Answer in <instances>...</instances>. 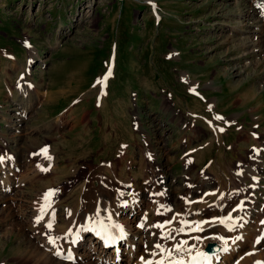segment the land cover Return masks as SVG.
Segmentation results:
<instances>
[{
  "label": "rangeland",
  "instance_id": "374dc122",
  "mask_svg": "<svg viewBox=\"0 0 264 264\" xmlns=\"http://www.w3.org/2000/svg\"><path fill=\"white\" fill-rule=\"evenodd\" d=\"M249 5L0 0V159L21 164L20 187H0V264H58L44 244L93 213L127 218L135 198L134 230L155 231L156 249L192 244L231 212L264 236V39L241 31ZM12 100L31 104L17 130ZM88 236L73 264H110L113 242L105 254ZM146 240H123L122 264H146Z\"/></svg>",
  "mask_w": 264,
  "mask_h": 264
},
{
  "label": "bare ground",
  "instance_id": "6f19581e",
  "mask_svg": "<svg viewBox=\"0 0 264 264\" xmlns=\"http://www.w3.org/2000/svg\"><path fill=\"white\" fill-rule=\"evenodd\" d=\"M249 1H250V5H249V8L246 10L247 11L246 17L250 18V21H249V23H244L245 27L242 28L241 31H243L245 33V35L246 34L252 35L253 33L258 32L259 36H261V38L264 39V0H249ZM29 51H31L30 48H29ZM32 55H33V53L31 52L30 58ZM25 86H26V84H25ZM20 90H22V92H23L22 94L24 97L29 98L27 94H24L26 91V88L24 87V85H21ZM21 100H25V99H21ZM11 102H13L14 105H17L18 107H20V111L17 113L16 119L12 118L10 120V126L14 127L15 124H18L20 121L24 120L25 115L28 113V111L31 108V104H22L19 100H12ZM59 123H61V122H59ZM19 127H20V125H18L17 127H14V128H15V130H17ZM14 154H17L16 150H14ZM20 165L21 164L19 162H16L15 157L8 158V159H5V158L0 159V187H3V189L5 188L6 190H8V189L12 190V188L16 189L17 187H20L19 184H21V181H20V183H18L14 178H11V174L16 173V170L20 169ZM246 170L248 171L247 168H246ZM262 174H264V168L262 170ZM259 183H260V180L257 181L255 179V180L251 181V183L249 184V187H250L249 191L251 192L250 193L251 195L248 197V203L247 204L248 205L251 204V205H249V207L247 209L248 214H251V212H253V210H254L255 204H253V203L255 201V197H253L252 194L258 188ZM1 189H0V195H1V192H3V191H1ZM221 194H222V192H221ZM135 197H133V198H135ZM2 198L3 197L0 196V199H2ZM220 198L223 200L224 196H220ZM136 200L137 199L135 198L132 200L129 199L127 201V203L130 202V205H129L130 207L128 209H126L128 211L126 214L127 218H125V219H121V217L117 214L118 212L117 213H110V212L106 211L104 213L102 211V212H97L96 214L93 213L94 216H91L88 218L85 217L86 219L83 220L81 222V224L75 223L76 225L72 226L71 227L72 229L69 231V234H67V238L65 239V242H62L63 240H61L59 238L55 239V237H56L55 236L54 237L55 240L51 241L50 243L44 244V246L46 248L45 255L49 256L51 258V261L56 260V262H58V264H73L74 260L77 257L76 254H79L78 252L80 251V249L83 248L84 243H83L82 239L84 236H86V232H88V231H89L88 237H89V240L91 241V243H90L91 248H96L97 245L100 244L99 249L101 250V253L107 254L108 253L107 246H108L109 242L107 240L106 235L105 236H99L96 234V233H101L102 231H107L109 234H111L112 242L114 245L111 248L112 250L109 251V253H108V255L111 254V256H112V260L110 261V264H113V263L114 264H122V258H123L122 256L124 255V253H123L124 250L122 251L121 245H122L123 240L130 242V243H132V242L137 243V242H139V240L142 241V239H144V238L149 239V240H146V241H148L147 245H144L145 248H147V249H143V252H145V257L147 256V258L144 261V262H146V264H168V263H173L174 261H178V263H174V264H219L218 262H220V264H223L224 261L229 262L231 259V258H229V256H226V254L231 255L233 253L232 255H240L242 253L244 247H246L247 245L250 246V247H248L250 250H248V252H246L245 254L243 253L244 255L242 254L243 255V256H241L242 261L240 262L241 259H238V261H237L238 264H249V262H250V264H257L258 262L260 263V262L264 261V254L261 255L259 253L260 255H258V256L252 255V254L258 252V250H256L257 248H255V247H256V245L264 242V239H263L264 236L263 237L256 236L257 234L254 233L255 229L246 230L245 225L242 226V223H237V220L233 217V212L229 213V215L226 216L225 218H223V219L221 218L219 222L217 221L215 223H212L208 227L205 226L203 230L200 229V233L196 234L197 236L194 235L195 237L194 236L190 237V239H193V240L196 238L197 239V241H195L196 243L193 241L192 244L184 243L186 245L181 244L182 246L181 245L180 246H178V245L174 246V244H172V245H170L171 247H168L167 246V244L169 243L168 242L167 244H162L160 249H156V247H154L155 245L153 247H151L150 242H154L153 244H155V242H156L155 240L157 239L156 235H155V231L152 230L153 232H152V237H151L149 235L151 232L149 234H148V232L146 233L147 229L144 230L143 231L144 234H142V232H140V230L136 231V230H134V227H133L134 226L133 221L137 217L138 210H135L136 206L134 207L132 202L136 201ZM138 202H139V199H138ZM43 204L44 203H42V205ZM42 205H40V207H42ZM45 205L46 204H44V206ZM44 206H43V209H44ZM121 206H123V205H121ZM95 209H97V208H95ZM119 210L122 211L123 209L121 208ZM255 210H257V209H255ZM36 211H37V209H36ZM129 212H130L131 216H128ZM262 216H264V215H262ZM262 216H260L259 218H261ZM79 220H81V217ZM140 220H141V218H140ZM139 223H141V222H139ZM238 224H239V226H238ZM77 225H79L80 227ZM163 225H161V226L163 227ZM76 226L78 229L76 228ZM155 226H157V224ZM151 227L152 226H150V228ZM159 227H160V225H159ZM237 227H239V229H237ZM140 228H141V225H140ZM142 228H143V226H142ZM234 229L236 231H240V236H241V231L246 230L245 235L247 237L241 238L239 236L238 232L236 233V231H233ZM262 229L264 230V225H263ZM256 231H257V229H256ZM198 232H199V230H198ZM156 233H158V232H156ZM195 233H196V231H195ZM229 233H231V234H229ZM56 234H58V233L56 232ZM168 235H170V234H167V237H168ZM135 238H137V239H135ZM178 238H180V237H178ZM184 238L183 239L181 238V240H180L181 243H183L182 240H184ZM76 239L78 240V242L75 244L74 242ZM190 239L188 238V240H190ZM185 240H186V238H185ZM232 240H234V241H232ZM173 241H174V239H173ZM48 242H49V240H48ZM176 242H177V239H176ZM176 242H174V243H176ZM143 243H145L144 240H143ZM64 244L66 246L62 247ZM157 245H159V244H157ZM132 247H131L132 248L131 252L134 254L137 252L139 247H136L135 245ZM225 249H228V251L230 249L231 250H230V252L227 253V252H225ZM68 255L72 257V261L65 263V257ZM219 255H224L223 260L218 261ZM136 264H138V263H136ZM261 264H263V263H261Z\"/></svg>",
  "mask_w": 264,
  "mask_h": 264
},
{
  "label": "snow or ice",
  "instance_id": "6c2138e0",
  "mask_svg": "<svg viewBox=\"0 0 264 264\" xmlns=\"http://www.w3.org/2000/svg\"><path fill=\"white\" fill-rule=\"evenodd\" d=\"M218 119L220 118V117H217ZM42 151H45L46 152V149L45 150H42ZM47 195H50V193L49 194H46V196ZM49 227H50V225H49ZM157 247H159V245H157Z\"/></svg>",
  "mask_w": 264,
  "mask_h": 264
}]
</instances>
